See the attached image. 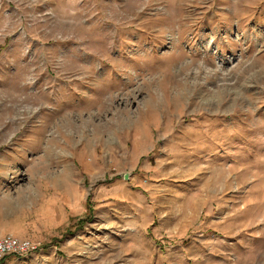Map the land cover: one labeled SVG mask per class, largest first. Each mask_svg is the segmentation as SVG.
<instances>
[{
  "label": "rangeland",
  "instance_id": "rangeland-1",
  "mask_svg": "<svg viewBox=\"0 0 264 264\" xmlns=\"http://www.w3.org/2000/svg\"><path fill=\"white\" fill-rule=\"evenodd\" d=\"M7 235L39 250L0 264H264V0H0Z\"/></svg>",
  "mask_w": 264,
  "mask_h": 264
},
{
  "label": "built area",
  "instance_id": "built-area-1",
  "mask_svg": "<svg viewBox=\"0 0 264 264\" xmlns=\"http://www.w3.org/2000/svg\"><path fill=\"white\" fill-rule=\"evenodd\" d=\"M38 245L28 240H20L14 236L0 237V258L11 255L23 256L37 252Z\"/></svg>",
  "mask_w": 264,
  "mask_h": 264
},
{
  "label": "water",
  "instance_id": "water-1",
  "mask_svg": "<svg viewBox=\"0 0 264 264\" xmlns=\"http://www.w3.org/2000/svg\"><path fill=\"white\" fill-rule=\"evenodd\" d=\"M125 179H127V176L125 177Z\"/></svg>",
  "mask_w": 264,
  "mask_h": 264
}]
</instances>
